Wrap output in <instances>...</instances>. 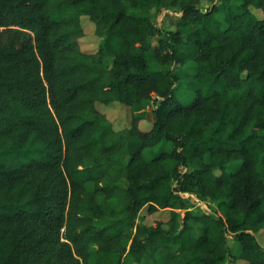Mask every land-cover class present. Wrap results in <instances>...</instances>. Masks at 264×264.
I'll return each instance as SVG.
<instances>
[{"label": "trees", "instance_id": "obj_1", "mask_svg": "<svg viewBox=\"0 0 264 264\" xmlns=\"http://www.w3.org/2000/svg\"><path fill=\"white\" fill-rule=\"evenodd\" d=\"M202 1L0 0V264H264V0ZM172 9L175 30L154 24ZM114 102L129 129L96 109Z\"/></svg>", "mask_w": 264, "mask_h": 264}, {"label": "rangeland", "instance_id": "obj_2", "mask_svg": "<svg viewBox=\"0 0 264 264\" xmlns=\"http://www.w3.org/2000/svg\"><path fill=\"white\" fill-rule=\"evenodd\" d=\"M214 4H219L218 0H203L201 3V7L204 9L210 8ZM252 12L260 19L264 18V14L261 10H257L251 8ZM180 16V13L177 9H172L171 12H164L160 15H154L152 21L158 27L164 30H175V18ZM81 24L84 30V35L78 40V44L80 45V49L86 53H95L98 51L100 46L103 44V37L99 36L96 32V25L95 23L88 17L82 16L81 17ZM112 65V60H108V66ZM196 64L189 63L183 68L184 73H188L189 75H193L195 72ZM220 89V86L217 87ZM175 102L181 103L182 105H190L192 104L198 94L193 90L191 87H186L185 83L182 82L178 88L175 90ZM152 104L146 102L145 106L147 107L148 117L142 120L139 123V129L143 132L151 130L153 127L154 117L152 115L153 107ZM96 109L105 115L106 119L112 124V127L115 131L121 132L130 128L131 124V110L130 107L123 105L118 102L111 103L109 105L97 104ZM144 157L147 161L151 159L150 151H144ZM236 166H233L231 171H234ZM122 187L127 186V182L122 180L120 182ZM92 185L89 186L92 189ZM188 197L190 211L196 215H200L203 213H210L214 209H217V205L214 203H207V202H200L195 196L186 195ZM102 196H98L99 202L102 201ZM174 209H163L159 210L154 214H149L147 211V207H145L142 212L140 213L137 223H143L146 225H153L158 221H162L167 223L171 220V211ZM181 213V218L183 217L184 211L177 210ZM256 238L259 244L264 247V230L259 231L256 233ZM228 246L231 249L232 253L235 256H239L241 251V246L238 242L233 239H230L228 242ZM95 248H91V252H94ZM91 261H94V255L92 254ZM237 264H247L243 261H237Z\"/></svg>", "mask_w": 264, "mask_h": 264}]
</instances>
